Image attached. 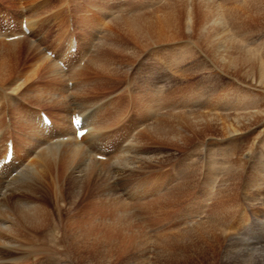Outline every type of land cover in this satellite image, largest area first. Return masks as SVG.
I'll list each match as a JSON object with an SVG mask.
<instances>
[{"label":"bare ground","instance_id":"6f19581e","mask_svg":"<svg viewBox=\"0 0 264 264\" xmlns=\"http://www.w3.org/2000/svg\"><path fill=\"white\" fill-rule=\"evenodd\" d=\"M44 3H42V5ZM63 9H64L63 11L65 12L66 9L65 8ZM256 9L257 10L254 9L253 12L260 13L263 8L260 9V7H257ZM246 12H247L246 14H249L252 12V10L251 11L246 10ZM69 13L72 12L70 11ZM220 16L221 15L219 13V6L218 4L213 2V0L170 1L167 4H165L162 8L157 9V11L151 16L141 17V18L117 17L114 20V22H112V25L110 24L111 22L109 23L112 26V29H116V30L114 31L112 29H109L108 31H106V34L104 36L102 35L103 37L101 36L102 37L100 40L101 43L98 47V50L97 51L93 50L94 48H92L91 45L92 43L90 42V39H88L89 40L88 44L90 45V48L88 49L89 51L83 53V51L86 48L83 51L80 50L79 53H77L74 60H70V57L73 56L68 55V51L72 47H74L72 46L74 42V38L73 37L68 38V34H65V36L63 37L65 39L66 37L68 38L67 40L64 39L65 43L63 42L64 43L63 48H65L66 44L70 46V48L66 49L65 53L61 52V49L58 48L55 51L48 49L43 54V52L39 51L38 44L29 42L28 44L29 51L30 52L35 51V53L39 52L38 57L36 58H39L41 61L45 62L46 66L44 68L47 69L46 71L48 73L47 75L48 79L51 78V81L53 80L54 83L55 82L59 83L58 84L59 86L57 85V83H55V85H52L54 87L51 86L50 88H46L45 89L46 93L44 94H48V97L45 96L43 93H39V92H38L39 95L35 97L34 96L26 97V99L29 98L32 101V105L29 109L30 111L28 113H25V117L22 118V122H20V126H18V123L16 122V123L8 124L0 129V153L3 151V154L2 156H0V159L4 155H6L5 152L6 149L3 150L2 147V143L5 144L8 142L7 140L3 142L5 136L13 139V145L15 151L14 160L9 165L4 166L2 173L0 175V264H12L11 262H9V260L6 257L10 254L17 255V257H13L11 259L13 264H27V262H29L28 264H31L30 263L32 261L31 259H34V263L36 264H39L38 262L42 263L41 260H43L44 262L43 264H66L69 260H70L69 262L70 264H75V258H76L75 254H79L82 251L86 252V255L89 254L95 255L96 252L97 253L101 252L102 257L99 255L101 257L100 261H104V260L106 261L110 257V256L108 257L107 255L108 249L103 245L93 246L92 240L90 238L91 237L90 234H94V233L79 231L78 229L73 227L74 224L80 223L84 226H89L91 224H98V223L103 224L105 222L120 221L121 228L122 230H124L120 234L121 239H123V237L129 238L127 242H122V244L130 243L131 246H133L135 241L134 238L135 234L130 232L131 229L127 223L131 219V214L132 213L134 214V212H131L130 214L129 210L126 208L124 204L125 201L127 202L138 201L140 205L145 201L144 197H146V199L147 197H151L152 202L155 201L160 205L161 203L164 204L166 202L169 203L168 200H170V202L180 201L177 203L179 204L182 202L181 200H183L184 202L185 199L188 198L191 193V186L189 185V183L192 182V180L190 179L191 176L189 175L191 173L187 172L186 175V172L183 171L180 172V169H176L175 171L176 175L168 174L167 176L163 174V175H158L155 178L143 179V181H141V179L138 180L137 182L133 181V179H135L137 175L135 171L130 168L128 164L129 160L131 161L132 165L136 168V170H140L143 169L144 165H146L147 163L149 164L148 166H151V163L153 162L152 160L159 159V158H153V156L152 157L147 156V154L148 155L151 154L147 148L149 144L148 141H157V143L161 144L162 146H166V145L175 146V144H181V143H183L184 145V144H190V142L193 141V138L198 136L197 135L198 131L204 133L202 135H204L205 137H211V136H215L214 134H211V131L213 129H219V135L225 138L230 135H234L237 133L239 134L240 132L249 129L250 127L252 128V126H254L255 124L257 125V123H259L260 120V116H258L259 114L258 115L249 114L247 116L241 115V117L240 116L239 117H208V116L200 115L194 118L185 114L181 116H183L184 123L188 124L189 130L188 132H184L185 135L184 137L179 136L181 135L182 132L177 131L178 128H175L172 122H167L168 119H162L156 125L149 126L147 130L145 129L143 133L137 132V130H139L140 127H143V122L141 121L143 120L145 121L147 118H151V117L152 119H149V121L153 120V118L156 117L157 113L159 112V109H161L159 107H163V103L168 104L170 107L173 106V102L169 101L171 100L170 95L167 96L168 100H166L163 96H161L162 93H161V88H159V84L163 85L162 75L160 78L161 83H158L157 78H154L153 69H146L147 66L144 65L143 66L141 65L140 68L137 69L136 74L137 75L139 74V76L137 75L136 76L137 79H140V77H142V80H144L143 79L144 74L150 73L149 74L150 77H147V79L150 78L149 80L150 86H148V88L147 87L145 88L146 90L150 91V95L142 91L143 95L144 93L145 95L148 94V96H146L148 97V100L145 101L144 103L140 101L141 107L139 110V112L141 111L143 112V114L144 113H148V114L147 115L144 114L143 116L146 117V119H142V118L140 119V116L138 117L139 120L141 121L139 123V126L137 125L138 127L137 130L135 128V130L133 131L134 134H130L128 132L129 129L134 128V127L132 128L130 127L133 126L135 122L133 123L130 122L129 124L128 119H126L127 117L126 115L128 113L127 111L125 112L124 108H126L127 106H124V103L121 104L119 101H116L117 103L118 102L119 103L117 107L115 104L114 106L116 107L115 111L112 113L111 112L107 113V109H106L107 105H105L107 101L105 99L98 100L99 97L95 92L96 91L95 87L97 84H98L97 87L101 86V84H104V82L101 83L104 77L108 79L115 78L116 76L122 77L123 75L124 78L128 77L130 73V69L133 67L134 62L148 48L154 46H160L162 44L167 45L173 42L181 41L184 38L187 39V37L195 36L194 35L195 33H196V37L199 39V41L197 42L201 41L204 43V46L206 47L208 53L212 56L213 60L218 64V66L221 69L229 73H232V75L237 74L236 72L242 73L239 76L242 77L244 76L250 79L253 83L254 81H256V83L260 87L264 88V63L262 59L259 57L258 54L252 51L253 49H248L249 47L248 48L245 47L244 44H241L234 38H231L229 36L230 34L228 35ZM182 17H184V19H182ZM239 19L240 17L238 18L236 16L232 20L233 23H231L233 24L234 29L238 31L240 30V25H241L239 24ZM181 20H183V22ZM181 24H184L185 26L186 35L184 36L174 32L176 29L180 28ZM39 27H42V25ZM29 28L33 34L34 27L31 22L29 24ZM244 31L247 30L245 29ZM32 34L30 36H32ZM237 35L239 34L236 33V37ZM15 36L16 35L3 36V37L9 38ZM45 36L48 38L47 35H44L43 37ZM93 40L97 41L96 39ZM130 42L135 44V46L132 47L130 45ZM43 43L45 42L43 41ZM11 44L12 45L7 47V45L2 44L0 42V84L3 85L9 84L7 86H12L13 87L12 90L14 92L22 91V89L25 92V87H24L25 84L23 83L20 84V82L22 80L28 82L29 79L28 77L26 79V76L31 73L32 75H37L40 72L39 70L40 67L37 66L33 68L31 66L29 69L25 68L27 70H25L24 73L23 71L19 70L20 72H17L19 74L16 78L15 75H11L9 72L11 70L10 67H14L16 63H15V59L12 57L13 53L10 52V49H13V51L16 52L19 46L18 44L15 45H13V43ZM94 44L95 43H93V45ZM80 46L81 47L83 46L82 41L81 44L79 41L78 48L83 49ZM184 48H186V46H184ZM138 49H140V51H136ZM48 51H52V53L55 54V58L50 57L47 53ZM167 55H168L167 58L170 59L174 58L173 61H177V62L180 61L181 63L183 60L180 55V52H178V49L169 50V53ZM64 60L65 62L67 60L65 64V68L66 67L68 68L67 70H65V68H62L59 65V62ZM84 60H86L85 61L86 64L84 67H82L81 63ZM173 61H170V63ZM194 65H195V69H199L200 67L202 68L201 64L200 65L194 64ZM89 72H92L94 74L93 79L90 80L84 79L83 78L84 75H86V73ZM173 79L174 78H171L170 80ZM142 82L143 81H141V83ZM127 86L128 87L124 91V94L122 93H121L122 95L119 94L122 96L123 101L124 99H127V97H129L128 89L129 87L131 88V86H129L128 84ZM151 86L153 87V89H149V87ZM37 87L39 88V86L37 85L35 89H37ZM137 89L139 90L140 88L137 87ZM54 90H57L58 93L60 94H58L57 92L54 94ZM91 91L93 92L91 93ZM133 93L134 91L132 92V94ZM40 94H42V96ZM140 95L138 93V95L136 96H138L139 98ZM236 95H240V94L237 93ZM25 96H27V94ZM240 96L238 99L232 102V105L230 106H235L233 107L234 110L249 111V109L251 108L250 107L251 101L246 103L247 101L244 102L245 101L244 98H241ZM122 98L120 97L119 99ZM75 99L77 100V104L75 102ZM45 103L46 104L48 103L49 106L51 105L50 107L59 106L61 110L64 112L63 117H61V119L59 120H56L53 118V116L48 115L51 120V126L49 127L42 124L41 120L39 119V115L41 111H43L39 107H41L42 105L46 106ZM154 104H156V106H153ZM218 104L220 105L223 103L220 102ZM151 105L152 107H150ZM62 106L66 108H63ZM111 106L112 104L110 103V107ZM227 106L228 105H224L225 108ZM222 107L223 106L221 105L220 108ZM108 111L110 110L108 109ZM75 114L81 115L84 118L83 129H88L87 135H85L82 139H79L77 137V132L74 131L72 127L71 122ZM136 115L134 116L137 117ZM105 117H107V119H104ZM167 117H169V115ZM179 120L180 119H178V121ZM206 130H209L207 134H205ZM129 131L131 132V130ZM135 135H139V136H135ZM144 136L145 137L147 136L148 140L145 139L146 141H143ZM126 153L128 157L126 156ZM99 156L107 157L106 161L103 162L97 160L98 159L97 157ZM158 162H161V160L160 159L157 160V163ZM259 163H261L262 165V161H259ZM74 165L75 168L72 170V172H70V168H72ZM181 167H183L182 170L184 169L187 171V169H189L187 163H183ZM261 168L260 171L258 170L256 171V173L254 172L255 173L254 175L252 172L253 176L250 175L251 179L248 180V185L246 189V195L250 196L248 200H254L253 194L255 193V190L259 189L260 191L262 187V182H264V170L261 171ZM27 172H30V175H27ZM121 172L128 173L130 177L119 178L116 181L115 178L119 177L118 175ZM138 173H139L138 177H140L141 174L144 173V171H139ZM178 173L180 175L179 178H178L179 176ZM172 175L175 176L173 177ZM228 178L226 179L228 180ZM106 179L109 180L113 179L114 184H116L117 182L123 184L126 183V181L127 182L133 181L132 184L134 188L132 191L128 192L127 190H129L128 188H130V187L128 188L126 187V184L128 183H126L125 185L119 184L117 186L118 190L116 189L119 195L118 198L115 194V189H113L111 185L105 184L107 183ZM231 179L233 180V176ZM34 180H35V184H33L34 186H28L27 188H20L15 191V189H17V185H26L28 182H33ZM160 185H163V189L160 187ZM48 190H51L53 201L56 203L54 209L57 206H61L63 210H67L68 212L67 217H70V222L68 220L67 225L64 226L62 223L57 224L55 222V217L53 213L52 212L49 213L44 207L42 200L47 194L49 195ZM110 192L114 193L115 195L112 196ZM8 193L11 194L7 195ZM216 194H218L217 198L221 200L222 197L219 196V193ZM13 195H15L14 200H12ZM206 195L208 197V194ZM162 196H163L162 198L163 200L160 198ZM208 198L211 199L210 197ZM233 198H235V196ZM59 199H60V203H59ZM220 200L216 199L215 201H220ZM66 202H70L69 203L70 205L67 206ZM229 202L230 201H228V203ZM83 204H86L87 207L90 204L92 205L90 208H87L85 211L83 210L82 212L80 206H82ZM220 204L222 206V203ZM142 205L143 204H141V206ZM227 207H230V205ZM217 208H218V212L216 213L217 209H214L213 215L211 214L212 216H209L208 219H206L207 222L198 223L197 225V227L199 228L198 232H200V237L198 235L199 233L197 234L195 232L194 234L198 235L199 237L198 241L202 243L201 245L196 246L198 242L192 245V241H195V239L191 237L192 234L189 232L191 230L189 229V226L186 227L187 229H185V231L183 230L184 233H182V236L187 235L186 240L189 241V248L192 247L193 249L194 246H195L194 249L196 248L194 255H196L198 252H200V250L203 249V247L209 244L213 236V235L211 236V233L217 234L220 232L221 234L223 232L222 229L224 230V228H226V223L229 222V221L226 222L227 220H225L226 219L225 217L229 216L228 215L229 211H226L225 210L226 208L224 209V207H217ZM143 209L146 208L144 207ZM74 211L76 212V214L74 213ZM143 211H141V213ZM58 215L61 216L60 210H58ZM76 217L78 218V220ZM136 217L139 218L140 216L136 215ZM195 226L196 225L194 224V227ZM242 227H243L242 221L239 220L237 227L231 225L229 226V229L230 231L233 230L235 231L238 228L241 230ZM40 231H45V236L40 237V243H34L29 240L31 238H34V236H38L37 232ZM170 231L172 232V230ZM194 231L196 230H193V232ZM125 233H129L130 236L125 235ZM74 235L86 236V244L85 242L82 241L81 238H77L76 236L74 237ZM216 236L214 237L217 238ZM227 238L225 239L228 240ZM221 239L219 238V241ZM225 239L223 238V240ZM17 240H22V241L21 243H18ZM149 243L151 246V242L146 240V238L145 240L140 238V241H137L136 244L138 245L137 248L142 249V247L147 248ZM212 244H214V242ZM111 246H112V250L113 248H115V246L117 248V244L115 240L112 242ZM30 249L34 251L28 253L26 250H30ZM4 251L5 252L7 251L8 253L3 257L2 253H5ZM93 257L95 258V256ZM63 258L64 261L62 262ZM65 260H67V262ZM242 262H244L245 264L248 262L249 264H254L253 260L242 259ZM131 264H134V262H131ZM234 264H240V263H234Z\"/></svg>","mask_w":264,"mask_h":264},{"label":"rangeland","instance_id":"374dc122","mask_svg":"<svg viewBox=\"0 0 264 264\" xmlns=\"http://www.w3.org/2000/svg\"><path fill=\"white\" fill-rule=\"evenodd\" d=\"M40 1L39 0H0V32L2 33L6 32V30L2 27L9 19H12L14 24L17 25L15 31L18 32H20L21 23L24 21H26L29 24L31 22L34 27L33 28L34 32L32 36L28 37L27 39L25 38L23 40L14 41V42H7L3 39H0V42L2 44L7 45V47L12 45L11 43H13V45L15 44L19 45L17 48L18 50L16 52L13 51V49L9 48L10 52L13 53L12 57L15 59V63H16L14 67H10L11 68V70L9 71L10 74L15 75L16 78L19 74L17 72L23 71L24 73V71L29 69L31 66L33 68L37 66L40 67L39 68L40 72L38 73L39 75L38 74L32 75V73L28 74L26 76V79L27 77L29 79L28 82L25 80H22L20 82V84L22 83L25 84L24 86L25 92L23 91V89L22 91L14 92L12 90L13 88L12 86H7L9 84L6 85L0 84V92H1L0 93V122H1L0 129L8 124L16 123V122L18 123V126H20V122H22V118L25 117V113H28L30 111L29 109L32 105V101L29 98L26 99V97H32V96L35 97L39 95V93L44 94L46 93L45 92L46 88H50L52 85H55V83H57V82L54 83L53 80L51 81V78L48 79L47 76L48 73L46 71L47 69L44 68L46 66L45 62L41 61L39 58H36L38 57L39 52L35 53V51H31V52L29 51L28 49L29 42L38 44L39 51L43 52V54L48 49L55 51L58 48L61 49V52L65 53L67 48L66 47L63 48V44L65 43L64 42L65 38L63 37L65 36V34H68V36L73 35L75 36V38L77 39L79 38L78 41H80V44L82 41L83 46L80 47L83 49L77 48V53H79L80 50L83 51L85 48L86 49L83 51V53L89 51L88 49L90 48V45L88 44L89 41L88 39H90V42L92 43L91 45L92 48H94L93 50L97 51L101 43L100 42L101 38L106 34V31L112 29L111 26L112 22H114V20L117 17L141 18V17L151 16L157 11V9L162 8L165 4L174 0H81V1L72 0V2L71 0H44V1L42 0L41 2ZM213 2H215L219 6V13L221 15L220 17L228 35L230 34L229 36L231 38H234L239 43L244 44L245 47L247 48L249 47L248 49H253L252 51L258 54L264 63V0H213ZM42 3L44 4L42 5ZM257 7H260V9L263 8L260 13L253 12L254 9L257 10L256 9ZM63 8L66 9L65 12L63 11L64 10ZM246 10L247 11L252 10V12L249 13L250 15L246 14L247 13ZM70 11L72 13H69ZM236 16L238 18L240 17L239 24L241 25L239 31L234 29L233 24H231L233 23L232 20ZM182 19H184V17H182ZM181 21L183 22V20ZM41 25L42 27H39ZM244 27L247 31H244L245 30ZM180 28L176 29L174 32L182 36L186 35L184 24H181ZM112 30L115 31L116 29H112ZM236 33L239 34L241 37L239 35H237L236 37ZM44 35H47L48 38L46 36H45L46 38L43 37ZM194 35L195 36L187 37V39L184 38L181 41L173 42L167 45L162 44L160 46H154L148 48L134 62L133 67L130 69V73L128 76L129 78L128 77L124 78L123 77L124 75L122 77L116 76L115 78H110V79L104 77L103 80L101 81V83L104 82V84H101V86L98 87L97 84L95 87L96 88L95 92L99 97V98L97 97L98 100L105 99L107 101V103L105 104L107 105L106 107L107 113L114 112L119 102L121 104L124 103V106H127L126 108L128 109L127 110L126 108H124L125 112L127 111L128 113L126 115L127 116L126 119H128L129 124L130 122L132 123L135 122V124L130 127V128L132 127L134 128L129 129L131 130V132L128 130L130 134H134L133 131L135 130V128L137 130L138 128L137 125L139 126V123L141 121L138 118L139 116L140 119L141 118L146 119V117L143 116L144 114L147 115L148 113L143 114V112L141 111L139 112V110L141 107L140 101L144 103L145 101L148 100V97L146 96H148V94L150 95V91L145 89L146 87L148 88V86H150L149 83L150 78L147 79V77H150L149 75L150 73L144 74L143 76L144 80H142V77H140V79H137V76H139V74L138 75L136 74L137 69L140 68L141 65L142 66L144 65L147 66L146 69H153L154 78H157L158 83H161L160 78L162 75L163 85L159 84V88H161V93H162L161 96H163L166 100H168L167 96L170 95L171 100L169 101L173 102V106L170 107L168 104L163 103V107H159L161 109H159V112L157 113L156 117L153 118V120L149 121V119H152L151 117V118H147L145 121L144 120L141 121L143 122V127H140L141 130L139 129L140 131L137 130V132L143 133L145 129L147 130L149 126L156 125L162 119H168L167 122H172L175 128H178L177 131L182 132L181 135L179 136L184 137L185 136L184 132H188L189 130L188 124L184 123L183 116H181L185 114L193 118L200 115L208 116V117H239V116L241 117V115L247 116L249 114H254V115L259 114L258 115L260 116L259 123H257V125L255 124L254 126H252V128L250 127L249 129L240 132L239 134L237 133L234 135L227 136L225 138L219 135V129H213L211 131V134H214L215 136H211V137H205L204 135H202L204 133L198 131L197 132L198 136L194 137L193 141L190 142V144H184V145L183 143H181V144H175V146H167V145L162 146L161 144L157 143V141H148L149 144L147 148L151 154L149 155L147 154V156L149 157L153 156V158H159L161 162L157 163V160L159 159L156 160L151 159L153 161L151 163V166H148L149 164L147 163L146 165H144L143 169L136 170V168L132 165L131 161L129 160L128 164L130 168L134 170L137 175L135 179H133V181L137 182L140 179L141 181H143V179H147V178L151 179L157 177L158 175H163V174L167 176L168 174L176 175L175 172L176 169H180V172L181 171L186 172V175L187 172L191 173L189 174L192 177V178L190 177L192 182L189 183V185L191 186V193L189 197L186 198L184 202L183 200H181L182 202L179 204L177 203L180 201L170 202V200H168L169 203L168 202H166L165 204L161 203V205L155 201L152 202L151 197H147V199L146 197H144L145 201L141 203L143 204L142 205L143 207L141 206V204L139 205L138 201H133V202L125 201L124 204L126 208L129 210L130 214L131 212H134V214L133 213L131 214V219L127 223L130 226L131 229L130 232L135 234L134 237L135 241L133 246H131L130 243L122 244V242H127L129 238L123 237V239H121L120 234L124 230H122L121 228L120 221L105 222L103 224H99V223L91 224L89 226H84L80 223L74 224L73 227H75L79 231L94 233V234H90L91 236L90 238L92 240L93 246L103 245L108 249L107 250L108 257L110 256L106 261L105 260L100 261L102 257L101 252L98 253L96 252L95 255L92 254L86 255V252L82 251L79 254H75L76 257L75 264H131V262H134V264H227V263L245 264L244 262H242V259L253 260L254 264H264V182H262V187L260 191L259 189L255 190V193L253 194L254 200H248L250 196L246 195L248 180L251 179V176H253L256 173V171L258 170L260 171L261 167H262L261 171L264 170V88L260 87L256 83V81H254L253 83L250 79L244 76L243 77L239 76L242 73L236 72L237 74L232 75V73H229L221 69L218 66V64L213 60L212 56L208 53L206 47L204 46V43L201 41L197 42L199 41V39L196 37V33ZM93 39H96L97 41ZM43 41L45 43H43ZM93 43L95 44L97 43V44L93 45ZM130 45L132 47L135 46V44H133L132 42H130ZM184 46H186V48H184ZM177 49L178 52H180V55L183 59L182 60L183 63L182 62L180 63V61L178 62L173 61L174 58L171 59L167 58L168 56L167 54L169 53V50H177ZM136 51H140V49ZM85 61L86 60L82 62V67L85 66L86 64ZM170 61L173 62L170 63ZM194 64L197 65L201 64L202 68L200 67L199 69H195ZM93 77L94 74L92 72H89L86 73V75H84L83 78L90 80L93 79ZM171 78H174L175 80L174 79L170 80ZM141 81L143 82L141 83ZM58 84L59 83H57V85ZM127 84L131 86V88L129 87L128 89L129 97H127V99H124L123 101L121 95L124 94V91L127 89L128 87ZM37 85L39 86V88L37 87V89H35ZM137 87L140 89L138 90ZM151 87H149V89H153V87L152 88ZM133 91L135 94L134 93L132 94ZM142 91L148 94L145 95L144 93L143 95ZM56 92L58 93L57 90H54V94ZM92 92L93 91H91V93ZM24 93L25 95L27 94V96H25ZM138 93L139 95L141 93L139 98L138 96H136L138 95ZM237 93L240 94L241 96L236 95ZM40 95L42 96V94ZM44 95L48 97V94H44ZM143 96L145 97V99ZM239 96L241 98H244L245 100L244 102L247 101L246 103L251 101L250 103L251 108L249 109V111L241 110L242 111L241 112L240 110H234L233 107L235 106H230L232 105V102H234L236 99L239 98ZM120 97L122 99H119ZM136 98L138 99V101ZM116 101L119 102L117 103ZM75 102L77 104L76 99ZM217 102L218 103L222 102L223 104L219 105ZM110 103L112 104L111 107H110ZM115 104L116 107H114ZM137 104L139 105V107ZM221 105L223 107L224 105H228L229 107L227 106L226 108L225 107L220 108ZM48 106L49 105L47 103L46 106L42 105L39 108H41V110L48 113L49 115L53 116V118L56 120H59L61 119V117H63L64 112L61 110L59 106L58 107L55 106L50 107L51 105L49 107ZM153 106H156V104H154ZM150 107H152V105ZM108 109L110 111H108ZM133 112H135L137 115ZM134 115H136L137 117H135ZM168 115L169 117H167ZM104 119H107V117H105ZM178 119L180 120L178 121ZM208 131L209 130H206L205 134H207ZM135 136H139V135H135ZM147 138H148L147 136L146 137L144 136L143 141L148 140ZM6 140L7 137L4 138V141ZM2 147H4V143H2ZM2 152L0 153V155L3 154ZM259 161H262V165L261 163H259ZM183 163L188 164L189 169H187V171L184 169L182 170L183 167L181 166L183 165ZM74 168L75 165L72 168H70V172H72ZM214 170L216 171V174ZM139 171H144V173L141 174L140 177H138ZM208 173L210 176L208 175ZM145 174L147 177L145 176ZM27 175H30V172H27ZM175 175L172 176L174 177ZM118 176L119 177L115 178L116 181L119 178L130 177L129 174L125 172L119 173ZM232 176H233V180L231 179ZM179 177L180 175L178 176V178ZM226 178H228L229 181ZM113 179L111 180L106 179L107 183L105 184H109L113 187V189H115V194L118 198L119 195L116 189L118 190L117 186L119 184L125 185L126 183H128L126 184L127 188L130 187L128 188L129 190H127L128 192L132 191L134 188L132 184L133 181L132 182L126 181V183L123 184L117 182L116 184H114ZM33 184H35V180L33 182H28L26 185H17V189H15V191L20 188H27L28 186H34ZM160 187L163 189V185H160ZM230 190H232L233 192ZM11 193H8L7 195H10ZM48 193L49 195L47 194L42 200L44 207L49 213L50 212L53 213L55 217V222L57 224L62 223L64 226L67 225V221L69 220L70 222V217H67L68 216L67 210H63L61 206H57L54 209L56 203L53 201L51 190H48ZM216 193H219V196L222 197L221 200L217 198L218 194ZM110 194L112 196L115 195L112 192H110ZM206 194H208V197H210L211 199H209ZM234 196L236 200L235 198H233ZM160 198L162 199L163 196ZM14 199H15V195L12 196V200ZM214 199L220 201H215ZM214 201L219 204L222 203V206L221 204L219 205ZM228 201L230 202L228 203ZM59 203H60V199H59ZM69 203L70 202H66V205L69 206L70 205ZM91 205L92 204H90L87 207L86 204H83L82 206H80V208L83 212V210L85 211L87 208H90ZM229 205L230 207H227ZM144 207L146 209H143ZM217 207H224V209L226 208L225 209L226 211H229L228 212L229 216L225 217L226 218L225 220H227L226 222L229 221L231 224L229 222L226 223V228H224V230L222 229L223 231L222 233H224L225 235L222 233L221 235L220 232L217 234L211 233V236L213 235L212 239L214 241L211 239L209 244H207V246L203 247V249L200 250V252L194 255L196 249V248L194 249L195 246L193 247V249L192 247L189 248V241L186 240L187 235L182 236V233H184L185 229H187L186 227L189 226V229H191L189 232L192 234L191 237L195 239V241H192V245L197 242L198 243L196 246L201 245L202 243L198 241L200 237V232H198L199 228L197 227V225L198 223L207 222L206 219H208L209 216L213 215L214 209H217L216 213L218 212ZM140 209H143L144 211ZM58 210L61 211V216L58 215ZM141 211L143 212L141 213ZM145 212L147 214L149 212V214L147 215ZM74 213L76 214L75 211ZM205 213L208 215H206ZM135 214L139 215L140 217L137 218L138 216L136 217ZM239 220L242 221V226H243L242 229L240 230L238 228L235 231L234 230L230 231L229 226L232 225L234 227H237ZM193 223L196 225L195 227ZM192 229L196 231L193 232ZM170 230H172V232ZM195 232L197 234L199 233L198 234L199 237L198 235L194 234ZM37 233L38 236H34V238H31L29 240L34 243H40V237L45 236V231H40ZM125 235L128 236L129 233H125ZM223 235L226 237H224ZM75 236L77 238H81L82 241L85 242L86 244V236L74 235V237ZM214 236H216L217 238H215ZM140 238L144 240L146 238V240L151 242V246L149 243L147 248L146 247L145 248L142 247V249L137 248L138 245L136 243L137 241H140ZM219 238L222 239L219 241ZM223 238L224 239L227 238L228 240L225 239L226 240L225 242ZM114 240L116 241L117 248L115 246V248H113L112 250L111 244ZM21 241L22 240H17L18 243H21ZM213 242L214 244H212ZM26 251L28 253H31L34 250L30 249ZM7 253H8L7 251L5 253H2L3 257ZM230 254L233 256H231ZM93 256H95V258ZM6 257L9 260V262L13 264L11 259L13 257H17V255L10 254ZM31 260H32L30 262L31 264H36L34 263V259ZM63 261L64 258L62 259V262ZM65 261L67 262V260ZM41 262L42 263L40 262L38 263L39 264L44 263L43 260H41ZM69 262L70 260L66 264H70ZM28 263L29 262H27V264ZM246 264H249V262Z\"/></svg>","mask_w":264,"mask_h":264}]
</instances>
